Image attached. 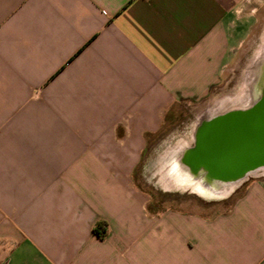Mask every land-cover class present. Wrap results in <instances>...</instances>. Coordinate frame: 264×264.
I'll return each mask as SVG.
<instances>
[{
	"label": "crops",
	"instance_id": "crops-1",
	"mask_svg": "<svg viewBox=\"0 0 264 264\" xmlns=\"http://www.w3.org/2000/svg\"><path fill=\"white\" fill-rule=\"evenodd\" d=\"M261 1L0 0V264H264V169L211 215L150 208L134 182Z\"/></svg>",
	"mask_w": 264,
	"mask_h": 264
},
{
	"label": "rangeland",
	"instance_id": "rangeland-1",
	"mask_svg": "<svg viewBox=\"0 0 264 264\" xmlns=\"http://www.w3.org/2000/svg\"><path fill=\"white\" fill-rule=\"evenodd\" d=\"M255 13L254 26L232 54L223 81L210 99L196 106H176L161 132L148 139L146 153L134 172V182L150 198V208L211 215L230 209L243 192L245 179L224 188L223 198L209 199L192 187L176 184L169 168L172 160H178L193 145L195 129L202 121L229 110L247 108L256 100V85L264 66V0L256 5Z\"/></svg>",
	"mask_w": 264,
	"mask_h": 264
},
{
	"label": "water",
	"instance_id": "water-1",
	"mask_svg": "<svg viewBox=\"0 0 264 264\" xmlns=\"http://www.w3.org/2000/svg\"><path fill=\"white\" fill-rule=\"evenodd\" d=\"M178 161L206 185L237 183L264 169V89L251 106L202 121Z\"/></svg>",
	"mask_w": 264,
	"mask_h": 264
},
{
	"label": "bare ground",
	"instance_id": "bare-ground-1",
	"mask_svg": "<svg viewBox=\"0 0 264 264\" xmlns=\"http://www.w3.org/2000/svg\"><path fill=\"white\" fill-rule=\"evenodd\" d=\"M264 89V66L262 76L259 78L258 83L256 85V99ZM179 160V159H178ZM178 160H172L169 171L174 176L176 184L183 187H192L199 194L207 197L209 199H219L225 196V189L231 187V185L235 184H225V183H212L206 185L204 181L206 178L201 176L199 179L195 178L190 174L188 170H183ZM225 188V189H224ZM174 190V189H173ZM176 191V190H175Z\"/></svg>",
	"mask_w": 264,
	"mask_h": 264
},
{
	"label": "trees",
	"instance_id": "trees-1",
	"mask_svg": "<svg viewBox=\"0 0 264 264\" xmlns=\"http://www.w3.org/2000/svg\"><path fill=\"white\" fill-rule=\"evenodd\" d=\"M149 139V138H148ZM147 139V143H148ZM146 153V150L144 154ZM93 232L100 238L104 239L107 234V224L105 222H100L97 224V226L94 228Z\"/></svg>",
	"mask_w": 264,
	"mask_h": 264
},
{
	"label": "built area",
	"instance_id": "built-area-1",
	"mask_svg": "<svg viewBox=\"0 0 264 264\" xmlns=\"http://www.w3.org/2000/svg\"><path fill=\"white\" fill-rule=\"evenodd\" d=\"M247 177H248V176H247ZM247 177H246V178H247Z\"/></svg>",
	"mask_w": 264,
	"mask_h": 264
}]
</instances>
